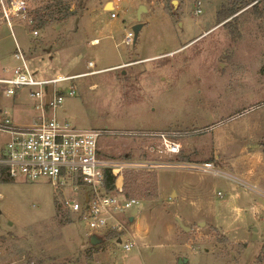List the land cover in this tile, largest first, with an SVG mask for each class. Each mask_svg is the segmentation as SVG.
Listing matches in <instances>:
<instances>
[{
	"label": "rangeland",
	"instance_id": "rangeland-1",
	"mask_svg": "<svg viewBox=\"0 0 264 264\" xmlns=\"http://www.w3.org/2000/svg\"><path fill=\"white\" fill-rule=\"evenodd\" d=\"M197 1L178 0L174 12L172 0H83L81 8L73 0L78 15L44 28L19 18L13 30L0 26V77L18 64L16 39L38 77L101 70L62 83L76 91L59 116L108 129L101 145L110 158L214 161L220 171H126V195L140 202L123 216L121 240L111 234L99 247L64 208L70 185L0 181V264H264V0L220 24L245 0H200L198 14ZM141 5L143 28L127 44ZM34 104L29 88L8 96L0 83V122L7 110L15 125H30ZM161 132H178V156L152 151L161 140L150 135ZM10 137L0 130V148Z\"/></svg>",
	"mask_w": 264,
	"mask_h": 264
},
{
	"label": "built area",
	"instance_id": "built-area-1",
	"mask_svg": "<svg viewBox=\"0 0 264 264\" xmlns=\"http://www.w3.org/2000/svg\"><path fill=\"white\" fill-rule=\"evenodd\" d=\"M35 1L0 0V26L7 25L13 30L19 18L26 26L34 27L35 18L31 11ZM201 5L202 2L198 0L197 14L202 12ZM111 17H116V13L112 11ZM32 33L39 35L38 29H33ZM133 35V31L128 32L127 44L132 43ZM14 58L18 64L4 69L8 74L0 77V83L6 86L8 96H15L20 90L29 88L38 117L28 126L15 125L9 111H4L6 118L0 122V130L8 132L11 137L7 148L0 150V167L6 168L8 178L13 181L34 182L47 178L58 188L70 185L73 195L65 199L64 208L77 213L86 222L90 239L116 234L121 240V234L127 230L123 216L131 207L139 204L140 199L126 195V171L187 167L219 174L214 161L186 163L147 158H110L101 145L102 138L109 134L108 129H80L59 116V112L65 110L62 108L65 98L73 96L76 91L75 85H70L67 94L64 93L62 83L99 70L68 76L38 77L37 72L31 70L26 51L18 39ZM88 66L92 68L95 64L90 61ZM150 136L161 140L156 148L151 147L157 155L171 158L182 152L178 132H161ZM109 174L114 176L112 187L109 185ZM219 195L222 196L220 192ZM134 246V240H127L123 244L125 250Z\"/></svg>",
	"mask_w": 264,
	"mask_h": 264
},
{
	"label": "trees",
	"instance_id": "trees-1",
	"mask_svg": "<svg viewBox=\"0 0 264 264\" xmlns=\"http://www.w3.org/2000/svg\"><path fill=\"white\" fill-rule=\"evenodd\" d=\"M73 0H36L32 6V15H34L35 26L39 28H44L51 23L67 19L71 16L78 15V8L72 9ZM262 0H245V2L238 6L236 9L230 10L226 16L220 19L219 23L227 20L231 16L235 15L238 11L248 7L253 4L252 7L256 6ZM79 8L83 6V0H79ZM230 21V20H229ZM227 21V22H229ZM226 22V23H227ZM264 73V66L262 68ZM183 159L186 160V156H183ZM178 158L179 161H185ZM110 187L114 186V176L109 174L108 176ZM8 174L6 173L5 167H0V181H8ZM134 197V196H133ZM116 234H112L111 237H116ZM110 237V236H109ZM104 243V242H103ZM93 247H97L93 245Z\"/></svg>",
	"mask_w": 264,
	"mask_h": 264
},
{
	"label": "water",
	"instance_id": "water-1",
	"mask_svg": "<svg viewBox=\"0 0 264 264\" xmlns=\"http://www.w3.org/2000/svg\"><path fill=\"white\" fill-rule=\"evenodd\" d=\"M172 5L174 6V12L176 11L177 9V5H178V0H172ZM106 8L107 9H111V8H114V5H113V2H108V4L106 5ZM147 11V8L145 5H141L139 11H138V22L132 27V30L134 32V43L137 42V38H138V35L141 31V29L143 28V22H141V18H142V14L143 12H146ZM133 219V217H131V220ZM91 242L93 245H96L97 247L101 246L104 242V239L100 236H93L91 238ZM187 260H182L180 259V264H183L185 263Z\"/></svg>",
	"mask_w": 264,
	"mask_h": 264
},
{
	"label": "clouds",
	"instance_id": "clouds-1",
	"mask_svg": "<svg viewBox=\"0 0 264 264\" xmlns=\"http://www.w3.org/2000/svg\"><path fill=\"white\" fill-rule=\"evenodd\" d=\"M231 207H232V210H233L234 212H236L237 214L240 213L241 209H240L239 207L235 206L234 204L231 205Z\"/></svg>",
	"mask_w": 264,
	"mask_h": 264
},
{
	"label": "crops",
	"instance_id": "crops-1",
	"mask_svg": "<svg viewBox=\"0 0 264 264\" xmlns=\"http://www.w3.org/2000/svg\"><path fill=\"white\" fill-rule=\"evenodd\" d=\"M108 4V3H107ZM113 5H114V7H115V3H113ZM95 43H97V40H95ZM99 71H101V70H99ZM79 74V73H78ZM1 110V109H0ZM2 148H0V150H1Z\"/></svg>",
	"mask_w": 264,
	"mask_h": 264
},
{
	"label": "bare ground",
	"instance_id": "bare-ground-1",
	"mask_svg": "<svg viewBox=\"0 0 264 264\" xmlns=\"http://www.w3.org/2000/svg\"><path fill=\"white\" fill-rule=\"evenodd\" d=\"M95 42V41H94Z\"/></svg>",
	"mask_w": 264,
	"mask_h": 264
}]
</instances>
